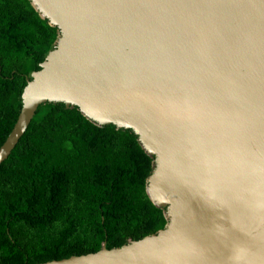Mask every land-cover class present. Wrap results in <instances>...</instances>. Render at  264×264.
Returning a JSON list of instances; mask_svg holds the SVG:
<instances>
[{
  "label": "water",
  "instance_id": "1",
  "mask_svg": "<svg viewBox=\"0 0 264 264\" xmlns=\"http://www.w3.org/2000/svg\"><path fill=\"white\" fill-rule=\"evenodd\" d=\"M56 26L0 164L40 104L129 129L162 229L38 264H264V0H29Z\"/></svg>",
  "mask_w": 264,
  "mask_h": 264
},
{
  "label": "trees",
  "instance_id": "2",
  "mask_svg": "<svg viewBox=\"0 0 264 264\" xmlns=\"http://www.w3.org/2000/svg\"><path fill=\"white\" fill-rule=\"evenodd\" d=\"M56 26L29 0H0V146ZM153 158L129 129L98 126L77 107L40 104L0 164V264H38L121 246L162 229L145 185Z\"/></svg>",
  "mask_w": 264,
  "mask_h": 264
}]
</instances>
